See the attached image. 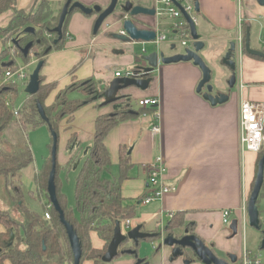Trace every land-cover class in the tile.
I'll return each mask as SVG.
<instances>
[{
  "label": "crops",
  "instance_id": "1",
  "mask_svg": "<svg viewBox=\"0 0 264 264\" xmlns=\"http://www.w3.org/2000/svg\"><path fill=\"white\" fill-rule=\"evenodd\" d=\"M47 1L52 14L57 15L67 0ZM110 1L73 0L87 8L97 5L102 9L106 8ZM126 1L136 6L153 9L147 5V0H124L123 3ZM246 1L252 0H198L200 11L197 13V18L208 28L201 34V38L209 44L207 48L204 46L205 48L201 49L199 55L213 75L216 88L212 90L213 95L217 90L228 87L226 80L232 72L221 61L233 38L227 33L235 26L236 8L238 7L239 12L243 13V22L246 21L249 26L258 19V14H264V7H257L253 0L251 2L253 16L250 17ZM38 3L39 0H16V7L20 11L32 13ZM12 16L9 10L1 14L0 27H5ZM95 18L96 15L88 16L78 10L71 12L65 27L66 36L62 49L54 50L44 57L45 61L40 73L44 83L53 84L54 87L44 101L46 106L54 103L58 92L69 89L76 82L93 80L97 86V95L90 100L91 102H86L83 107L72 113L71 117L62 120L59 124L65 146L63 153L68 161L72 154L84 156L91 147L95 134L94 122L97 117L112 115L122 105H126L133 115L115 126L104 139V144L111 159L110 169L115 168L117 171L120 147L126 150L133 165L129 171L130 177L119 187L124 201L136 207L129 229L140 226V232L160 237L140 240L137 246L130 240H125L126 246L130 249L123 251L119 246L118 257H114L108 264H136L137 259L150 264H184L185 259L193 260L192 255L188 253L183 258L179 257L171 261L169 260L171 249L161 246V237L167 234L181 236L187 230L185 227H179L172 233L165 230L167 222L172 219L168 215L174 216L177 213H181L184 225H189L193 229L192 234L210 247L217 258L229 260L228 256L233 255L237 259L234 264H242L240 256L246 249L242 242V232L237 225L238 230L232 235L230 228L222 222L221 212L229 210L231 220L237 219L238 224L241 223L242 226L247 223L246 216L244 223L240 220L243 216L241 209L245 205L246 213L249 199L247 195L255 172L256 155L241 149L239 107L247 99L264 102V91H262L264 61L245 54L248 58L245 57L244 70L241 72L242 56L237 57L235 81L238 85V94L231 91L228 101L217 106H211L201 94L196 93L201 80V71L193 66L192 62L170 65L160 63L149 76L142 77V80L146 78L150 80L147 89L129 87L121 92L122 99L107 104L106 99L101 96L102 93L109 88V84L115 78H123L128 71H132V68L146 67V62L141 58L149 54L146 47L151 44L128 40L123 42L116 39L111 34L114 32L118 34L121 26L119 23H113L114 19L105 22L108 29L101 26L102 28L94 35ZM130 19L138 29L150 30L156 24L154 16L141 15ZM162 29L168 32L166 27ZM4 44L5 42L0 41V53L4 50ZM164 45L169 47V51L176 48L173 45ZM143 47L144 51H142ZM157 52L159 53L160 49ZM29 55L30 53L28 58ZM1 61L3 59L0 56V67H9L12 64V60L6 64ZM37 63L38 60L30 66L34 67ZM117 72L120 73L119 77L115 76ZM67 98L83 99V96L71 90ZM144 98L159 100L157 107L159 133H154L152 128L155 108H142L138 105L139 100ZM131 102L136 106L133 107ZM71 137L74 139V144L68 151L66 145ZM160 157L165 165L164 184L175 190L165 194L159 201L140 205L137 200L149 192L148 172L143 166ZM11 208L12 206L6 210ZM119 223L123 226L124 221ZM2 231L4 228L1 226L0 233ZM90 241L92 248H103L104 243L96 233L90 232ZM129 251L133 253H128ZM3 264L10 263L5 261ZM83 264H91V262L85 261ZM191 264L199 263L193 261Z\"/></svg>",
  "mask_w": 264,
  "mask_h": 264
},
{
  "label": "trees",
  "instance_id": "2",
  "mask_svg": "<svg viewBox=\"0 0 264 264\" xmlns=\"http://www.w3.org/2000/svg\"><path fill=\"white\" fill-rule=\"evenodd\" d=\"M8 10L12 12L13 16L5 27H0V41L7 42L9 38L15 36L16 38L12 39L16 48L15 54L23 59L25 64L30 62V58H28L30 52L35 53L38 62L42 61L44 63L46 55L54 50L62 49L68 18L71 12L77 11L74 9L67 15L62 26V38L53 43L57 38L53 29L58 23L60 13L53 15L47 0H39L38 6L32 13L18 10L16 0H0V15L8 12ZM247 26L248 23L244 22L241 27L243 39H245ZM26 27H32L34 31L25 33L24 28ZM44 32L51 34L50 40H47ZM27 43H31L32 46L28 54L23 57L20 50ZM7 55L9 56V53L6 49L0 53L2 59ZM252 58L264 61L263 58ZM13 67L14 62L9 67L1 66L0 80L4 78L5 70ZM131 70L137 72L136 68ZM38 88L37 94L33 96L26 94L27 97L23 106L17 111V116H14L12 106L18 93L17 85L14 81H11L0 86V177L4 179L8 200L10 206H12L11 210L0 208V227L4 228V231L0 233V264L5 261L10 264H74L64 225L58 218V213L50 204L46 190L48 173L51 168L50 157H46L43 166L32 175L37 194L32 191L27 193L21 191L19 188L20 173L33 164L31 149L26 141L27 131L47 125L38 116L36 104L40 103L42 105L45 116L48 118L49 124L58 139L60 122L71 117V114L83 107L86 102H91L90 100L97 95V86H95L93 80L76 82L69 89L58 92L54 103L50 106H46L44 101L54 87L53 84L44 83L41 73ZM71 90L80 93L83 99L69 100L67 95ZM128 109L126 105H122V107L115 110L114 114L100 115L96 118L94 122L95 134L91 147L83 156L75 181L74 210L68 207L65 195L60 189L61 184L57 177L59 166L56 163L54 174L56 200L63 212V218L77 234L82 250L80 264L85 261L91 262V264H108L102 262L101 258L113 238L115 224L123 220L133 219L136 213L135 205L127 204L124 201L119 188L120 184L130 177L129 171L133 166L123 147H120L118 151L117 177L108 179L104 174L110 172L112 167L104 139L115 126L133 116ZM73 141L74 139L71 137L67 142L68 151L72 147ZM262 153L263 149L256 154L255 174ZM74 158V154L69 157V161L65 166L66 169L72 166ZM255 174L250 182L247 198L254 185ZM27 199H33L35 207L28 204ZM258 202L259 199L257 204ZM45 213L48 214V219L45 218ZM179 227H185L190 234L193 232L189 225H184L181 213H177L167 222L165 230L172 233ZM90 232L96 233L104 243L102 249L92 248ZM154 238L156 239V237ZM126 243L124 241L120 245L123 251L130 249L129 246H126ZM131 248L134 249L135 247Z\"/></svg>",
  "mask_w": 264,
  "mask_h": 264
},
{
  "label": "water",
  "instance_id": "3",
  "mask_svg": "<svg viewBox=\"0 0 264 264\" xmlns=\"http://www.w3.org/2000/svg\"><path fill=\"white\" fill-rule=\"evenodd\" d=\"M194 1V9L199 13V4L198 0ZM255 3L261 7H264V0H254ZM118 0H111L109 5L106 8H101L100 6H95L92 8H87L77 2H73V0H67L64 4L61 14L59 16V20L57 25L54 27L53 31L57 35V38L54 40L55 43L57 40L62 38L63 34V23L67 18V15L74 9L78 10L80 13H84L85 15L91 16L96 15L94 24H93V34L96 35L97 32L102 28L101 26L105 23L106 19L110 17L117 6ZM155 11L150 8H146L143 6L133 5L130 1H126L123 5L119 7V12L113 15V23H119L123 31L126 33V36H121L119 34L114 35V37L120 41L127 42H151L154 41L155 34L147 29H138L131 21L130 18L146 15V16H154ZM128 15L126 19L124 17ZM34 29L32 27L24 28L25 33H32ZM191 37L196 41L193 44V49H186L184 54H174L169 57H165L161 52H152L148 55L142 56L141 60L145 61L147 66L143 68H136V73H142V76L139 78H115L109 85V88L102 93V97L106 99L107 104L114 103V101L122 99L123 96L121 92L129 89V87H135L138 89H147L149 86V78L143 79V76H149L156 68L158 64L170 65L172 63L178 62H192L193 66L199 68L201 71V80L196 88V93L201 94V97L210 103L211 106H217V104H223L228 101L229 96L217 93L215 95L212 94V86L210 85L211 71L208 67L205 66L202 58L199 55V52L205 46V42L201 35L197 34L196 28L191 24ZM250 27L246 28L245 31V43L243 47V51L251 57L263 58L264 52L257 51L250 48ZM264 36V30H263ZM14 43V42H13ZM32 44L27 43L23 49L20 50L23 57H25ZM234 42L230 41L229 48L226 51L225 55L222 58L221 63L230 69V71H234L236 69L235 62L233 61L234 56ZM43 65V62L40 61L35 65V68L28 76V81L25 86L24 93L28 96H33L37 94L39 91V75L40 69ZM230 82L228 83L229 88L235 84V75L231 76ZM205 89V90H204ZM204 90V91H203ZM37 114L38 116L47 124L48 131H50L51 135V153H50V161L51 168L48 173V181H47V193L49 197L50 204L54 207L55 211L58 213V218L63 223L65 228V233L68 236L69 246L73 255V263L80 264V258L82 250L80 248V242L78 240L77 234L74 233L72 227L69 223L63 218V212L61 210L60 205L57 204L56 200V190L54 186L55 179V168H56V156H57V135L55 131H53L51 125L49 124L48 118L45 116L44 109L40 103L36 104ZM261 159L257 163V172L255 174L254 185L250 194L248 196V201L246 204V213H247V224L249 227L255 228L257 231L261 230L260 227V219L257 206L258 196L263 187V176H264V147ZM238 222L236 220H231L228 228H230L232 235H235L238 228ZM140 226L133 227V229L128 230L126 234H123L119 228L114 229V235L111 241L108 244V248L101 258L102 262L109 263L114 257L118 255V249L121 243L125 240H130L136 246L140 240H148V238H159V235L154 234H146L139 231ZM261 239L260 250L264 251V232ZM13 239V235H12ZM165 246L171 249V254L169 260L173 261V259H178L179 257H185L188 253H190L193 257V260L185 259L183 261L184 264H191L193 261L199 264H234L236 263V257L233 255H229V260L217 258L212 252L211 248L203 244V242L195 235L188 234V230L184 231V234L181 236H177L174 234H167L164 237H161V246ZM128 253H133L129 251ZM136 264H150V262L144 261L142 259H137Z\"/></svg>",
  "mask_w": 264,
  "mask_h": 264
},
{
  "label": "built area",
  "instance_id": "4",
  "mask_svg": "<svg viewBox=\"0 0 264 264\" xmlns=\"http://www.w3.org/2000/svg\"><path fill=\"white\" fill-rule=\"evenodd\" d=\"M153 10L154 18L156 19V24L150 31L155 34L154 41L149 42L156 49V52L159 48L166 45L179 46L183 50V54L186 49H193V44L196 42L194 38L191 37V24L196 28L198 26V14L196 9H194L193 0H154ZM127 18V15L124 19ZM242 16L238 18V34L234 36L231 40L235 43V51L238 54V57L242 56V37H241V24ZM108 29V25L105 23L102 25ZM162 27H166L168 32H164ZM121 36H126V33L122 28L117 32ZM134 42V41H133ZM146 43V42H141ZM5 49L9 52V59L12 61L13 56L15 55V44L12 40L5 42ZM264 46V44H263ZM144 51V47L142 48ZM30 62L25 64L21 68H8L4 72V78L0 81V86L7 84L13 80L24 82L28 75L25 73V69L31 65L35 64L37 60L32 58L30 54ZM142 73H135L133 70L128 71L125 74V78H139ZM116 77L120 76V73H115ZM159 100L155 98H144L139 100L138 105L142 108L151 107L155 108L153 111V132L159 133L160 128H158L159 113L157 107ZM19 109H13V115L17 116V111ZM239 129H240V145L241 149L245 152H252L257 154L264 147V103H253L249 101H243L239 107ZM148 172L147 177V187H149V192L138 202L140 205H147V203L153 201H159L162 197L175 190L173 187L166 186L164 184V178L166 175L165 165L163 164L162 158H157L153 162L148 163L146 166H143ZM243 216L240 220L245 221L247 214L245 213V205L241 209ZM222 222L224 225L229 226L231 222V213L229 210H223ZM172 218L173 215L169 214ZM246 216V217H245ZM45 218H49L48 214L45 213ZM126 226H130L129 220H123ZM241 263L242 264H262L264 262L263 258L259 255H251L244 250L241 254Z\"/></svg>",
  "mask_w": 264,
  "mask_h": 264
},
{
  "label": "rangeland",
  "instance_id": "5",
  "mask_svg": "<svg viewBox=\"0 0 264 264\" xmlns=\"http://www.w3.org/2000/svg\"><path fill=\"white\" fill-rule=\"evenodd\" d=\"M123 1L124 0H118L117 6L114 10V13L110 17H108L106 19V21H108V20L111 21L113 19V15H115L116 13L119 12V7L124 4ZM251 2H253V0L249 1V2L246 1L247 11L249 10L248 15L250 17L253 16V11L251 9ZM146 3L148 6H151V7L154 6V0H147ZM243 6L244 5H242V7ZM238 12H239V10L237 7L236 11H235V16H234L235 26L230 32L227 33L229 37H234L235 35H237V22H236V20L238 17ZM239 16H243L241 19L242 20L241 27H242V25L246 21L243 22L244 15L241 11L239 12ZM245 18H247V17L245 16ZM197 23H198V26L196 28L197 33L199 35L205 33L206 32L205 30L208 29L206 24L199 19H198ZM251 25L252 26L250 28V33H249L250 34V48L255 49L257 51H260L263 48L262 47L263 37L261 36L263 33L260 30L261 29V22H259V24L253 22V23H251ZM44 35L47 38V40H50L52 37L47 32H44ZM111 35H116V34L114 32ZM205 36H209V35H205ZM15 38H16L15 36H12L9 39L12 40ZM4 45H6V44H4ZM208 45L209 44L205 43L206 48ZM146 49H147L148 53H152V52L156 51L155 47L152 45H148L146 47ZM159 49H160V52L162 54H164L165 57H169V56H172L174 54H181L183 52V50L179 46H176V48L174 50H171V51H169V47L165 46V45L161 46ZM4 51H5V47H4ZM30 54L32 55V58H34L35 60H38L35 57L36 55L34 52H30ZM245 57L248 58L247 55H242V57H241V62H240L241 66H242L241 72L244 70V59H245ZM13 59H14L13 60L14 61V69L15 68H21V67L25 66V62L18 55L15 54L13 56ZM10 60L11 59H9V56L7 55L6 57H3V61H1V62H4V64H6V63L10 62ZM202 60L205 64V66L207 67L203 58H202ZM236 61H237V59H236ZM236 61H235V66L237 69L238 64L236 63ZM29 66L25 69V73L28 76L31 74V72L35 68V66L34 67L33 66L29 67ZM13 81L17 85L18 93L16 95V98L13 101L12 108L17 110L23 106V104L26 100L27 96L25 95L24 90H25V86H26V83L28 81V78L24 82L17 81L16 79ZM209 82H210V85L212 86V90L213 89L215 90L216 88H215V83L213 82V75H211ZM232 91L235 93L237 92V94H238L239 90H238L237 84L234 86ZM262 91H264V89ZM212 93H214V92L212 91ZM239 99H240V97H239ZM245 101L246 102L249 101V102H253V103H259V104L264 103L262 100H261L262 102L258 101V100H251V99H249V100L247 99ZM132 105H133V107L136 106L135 103H132ZM26 141H27L28 146L31 149L33 164L31 166H29L28 168L21 171V173H20L21 179H20V183H19V188L21 189V191H23L25 193L32 191L35 194H37L35 191V185L33 182V176L32 175L37 168L40 169L43 166V163L45 162L46 157H50V153H51L50 146H51L52 142H51L50 131H48L47 125H42V126H39L37 128L28 130L27 135H26ZM73 144H74V141L72 143V146H73ZM57 146H58V148H57L56 161H57V165L59 166L58 172H57V177H58L60 184H61L60 189L62 190L63 194L65 195L66 204H68L69 208H72L74 210V208H75V204H74L75 189H74V186H75L76 177L78 176L77 175L78 171H79L81 164H82V161H83L82 160L83 156L81 154H77L75 156V158L73 159L74 162L72 163V166L70 168L66 169L65 164L68 160H66V156H64V153H63L65 146L63 145V138H62V132L61 131H59ZM105 177L108 179L116 178L117 177L116 169L115 168L110 169V172L105 173ZM263 183H264V176H263ZM258 198H259V202H258L257 206H258V211L260 212L259 219L262 223H264V184H263V187L260 191V195ZM27 200L29 201L28 204L35 207V201L33 199L32 200L27 199ZM0 208H2V209L10 208V202L8 200V192L6 191V188L4 186V179L2 177H0ZM122 225L123 226H121L120 223L117 222L115 224V228L116 227L120 228V231L123 234H126L127 231L130 230L129 228H131V226H126L124 223ZM238 225H239V228L242 232V242L244 244L243 246H245L244 248H246L245 250H247V252L251 255H259L264 259V252H262L260 250L261 242L259 240V238H260L259 231H257L253 227H249L247 223H245L243 226L241 223Z\"/></svg>",
  "mask_w": 264,
  "mask_h": 264
},
{
  "label": "flooded vegetation",
  "instance_id": "6",
  "mask_svg": "<svg viewBox=\"0 0 264 264\" xmlns=\"http://www.w3.org/2000/svg\"><path fill=\"white\" fill-rule=\"evenodd\" d=\"M255 2V1H254ZM256 4V3H255ZM256 6L257 7H259V5H257L256 4ZM261 7V6H260ZM257 17H258V19H255L253 22H255V23H258L259 24V22H261V32L263 33V30H264V14H262V15H260V14H258L257 15ZM251 24H250V26H249V24H248V26L247 27H250L251 28ZM262 37H263V40H262V50H260V51H263L264 52V46H263V44H264V36H263V34L261 35ZM241 37H242V33H241ZM244 37H246V36H244ZM242 40H243V43H242V55H245L246 53H245V51H243V47H244V43H245V39H243V37H242ZM227 48H229V45H228V47ZM255 50V49H254ZM234 51H235V43H234ZM238 57V54L235 52V54H234V56H233V61L235 62V59ZM235 75V77H236V71L234 70V71H232L231 73H230V76H229V78L226 80L227 81V85H228V83L230 82L229 80H230V78H231V76H234ZM236 80V79H235ZM235 84H236V82H235ZM235 84L232 86V88H229V86L227 87H225V89L224 90H217V93H222V94H225V95H229L230 94V92L232 91V89L234 88V86H235ZM216 93V94H217ZM260 227H261V230L259 231V233H260V238H259V240H260V242H261V239H262V235H263V232H264V223H262L261 221H260ZM185 259V258H184Z\"/></svg>",
  "mask_w": 264,
  "mask_h": 264
}]
</instances>
